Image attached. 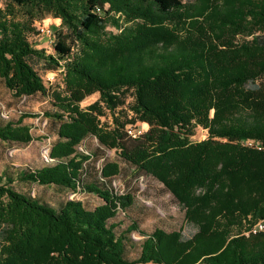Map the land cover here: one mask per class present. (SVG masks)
<instances>
[{
  "label": "trees",
  "instance_id": "obj_1",
  "mask_svg": "<svg viewBox=\"0 0 264 264\" xmlns=\"http://www.w3.org/2000/svg\"><path fill=\"white\" fill-rule=\"evenodd\" d=\"M46 14L60 21L51 54L30 41ZM39 71L62 72L63 87L46 88ZM263 76L264 0H3L0 82L18 118L0 102V142L28 145L34 117L51 147L35 167L2 160L0 264H264V233L245 236L264 218V152L244 147L264 144ZM35 95L50 108L26 114ZM127 95L148 125L137 138L117 117ZM196 126L207 137L191 143ZM108 149L159 181L192 232L145 233L134 219L120 229L133 198L113 188L115 163L98 165ZM35 187L62 196L53 205ZM84 196L100 204L86 209Z\"/></svg>",
  "mask_w": 264,
  "mask_h": 264
},
{
  "label": "rangeland",
  "instance_id": "obj_2",
  "mask_svg": "<svg viewBox=\"0 0 264 264\" xmlns=\"http://www.w3.org/2000/svg\"><path fill=\"white\" fill-rule=\"evenodd\" d=\"M187 1V0H186ZM193 1V0H190ZM3 6V0H0V7ZM36 27H44L54 32V30L59 26L60 21L53 18L51 15H43L35 23ZM107 30L114 31L112 28L107 27ZM54 40V38H53ZM30 41L35 43L39 48H45L47 53H53V44L49 43L48 38L45 36L31 37ZM44 85L46 88L54 89L57 87L62 88V72H50L47 74H42ZM261 83H264V76L261 78ZM98 99V94H92L86 97L81 103V108H86L88 105L96 102ZM0 102L5 108L10 110V115L12 118H18L17 115L13 114V108L18 103L13 99L10 94L5 90L0 82ZM132 102V97L127 95L126 103L119 108V115H117L120 122L124 124L123 130L127 127L142 129L143 133L148 129V125L145 123L138 122L135 120V115L129 109L128 103ZM23 110L26 114L34 115L42 110H47L50 108V104L46 102L43 98L38 95L26 98L23 102ZM104 114L98 116V127L102 130H110L113 128L112 116L106 109H102ZM25 121L29 124L30 132L32 134V142L28 145H5L0 142V165L2 160L7 158L9 162L17 164V166L28 165V166H38L40 164V153L44 152L48 141L44 140L46 138V133L48 131L46 121L40 120L39 118H26ZM207 137V131L199 126L193 129L192 135L189 140L191 143H198L203 141ZM97 145V141L94 138H88L80 145V148H85L88 151L93 150ZM7 147V148H6ZM51 146H49L50 149ZM246 148H251L252 150L258 152H264V144H259L256 146H245ZM50 154V150H49ZM105 163H115L118 166V173L112 177V186L117 192V194H130L133 198V206L128 209L124 215L119 212L115 221H119L121 224L120 229L128 226L130 224V219H134L139 223V229L145 233H150L155 228H161L167 232L172 230L180 231L183 235H187L192 232L193 228L188 226L184 220V207L175 202L172 196L167 193L163 185L150 175L138 172L133 166H129L124 163L118 156V151L115 149L106 150V159L103 163H98L102 166ZM91 164H94L91 161ZM15 188L19 191L24 189L15 185ZM201 191L197 190L196 194ZM34 195H41L46 201L53 205H56L62 194L53 189L52 187L40 188L35 187L33 190ZM81 202L86 209H92L98 204L100 200L95 196H84L81 198ZM249 220V218L247 217ZM258 222H262L263 229L256 233H245V236L256 235L258 233H264V218L251 223L252 225H247L249 230H253ZM140 235L137 233L132 234V239L136 242L140 240Z\"/></svg>",
  "mask_w": 264,
  "mask_h": 264
},
{
  "label": "built area",
  "instance_id": "obj_3",
  "mask_svg": "<svg viewBox=\"0 0 264 264\" xmlns=\"http://www.w3.org/2000/svg\"><path fill=\"white\" fill-rule=\"evenodd\" d=\"M97 11H99V9H97ZM40 33L44 36H46L49 40V43H52L53 41V32L50 31L47 28L44 27H38ZM6 114V113H5ZM126 132V134L128 136H130L131 138H137L139 135L142 134V129H137V128H132V127H127L124 130ZM48 141V140H47ZM245 146H256L259 145L258 143H252V142H246L244 143ZM47 147L45 148L44 152L40 153V158L43 161H48L49 160V146H50V142L48 141V144L46 145ZM263 229V224L262 222H258L256 224V226L253 228V230H249L248 232H252V233H256V232H260ZM247 232V233H248Z\"/></svg>",
  "mask_w": 264,
  "mask_h": 264
}]
</instances>
